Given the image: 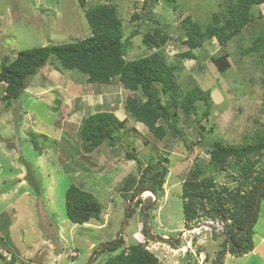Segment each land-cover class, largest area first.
<instances>
[{"label":"rangeland","instance_id":"1","mask_svg":"<svg viewBox=\"0 0 264 264\" xmlns=\"http://www.w3.org/2000/svg\"><path fill=\"white\" fill-rule=\"evenodd\" d=\"M228 1L86 0L83 7L79 0H0V70L22 50L89 37L85 10L108 4L117 8L124 39L138 32L126 60L161 49L168 63L181 66L182 90L194 86L211 90L214 104L209 118L200 122L179 111V138L169 129L166 138L158 140L126 113L128 100H146L142 91L125 90L119 81L92 85L76 71L57 68L53 60L9 107L2 100L5 84L0 83V264H104L137 243H144L165 264H214L225 243L224 225L207 217L187 224L183 183L200 166L201 178H212L218 189L234 191L242 180L240 169L215 171L210 162L212 143L253 147L259 142L257 134L264 132V59L260 52L242 54L264 31V6L253 7V21L225 47L213 38L195 50L196 60L180 61L178 55L189 49L183 20L190 17L205 30L215 15L228 18ZM157 30L167 43L149 51L144 38H154ZM225 53L231 67L222 74L211 58ZM200 104L202 111L205 106ZM99 111L113 112L125 127L117 146L104 144L86 153L81 123ZM162 158L168 159V175L161 193L141 192L132 201L141 168ZM261 160L260 169L264 154ZM71 185L94 194L103 207L100 220L83 225L69 220L66 192ZM145 226L153 237L144 234ZM121 230L123 247L113 254L98 253ZM253 242L251 253L227 254L224 264H264V203Z\"/></svg>","mask_w":264,"mask_h":264},{"label":"trees","instance_id":"2","mask_svg":"<svg viewBox=\"0 0 264 264\" xmlns=\"http://www.w3.org/2000/svg\"><path fill=\"white\" fill-rule=\"evenodd\" d=\"M79 1L83 7L86 6V0ZM261 5L264 6V0H229L228 18L223 20L221 16L215 15L213 22L205 30L187 17L182 25L187 38L184 43L189 49L178 55L179 60H196L195 50L201 49L206 41L213 38L220 46L225 47L253 21V7ZM85 17L92 31L89 37L63 45L22 50L16 59L2 66L0 83L5 84L2 100L7 107L23 94L28 82L54 60L57 68L76 71L86 77L89 84L112 85L119 81L125 90L142 91L146 100L142 103L136 99L128 100L126 113L135 122L143 124L158 140L165 139L169 129L174 138H179V111L188 119L194 117L197 122L209 118L214 105L211 90L194 86L187 92L183 91L178 82L181 66L168 63L163 50L153 51L139 59L126 60L131 39L136 37L138 32L135 31L129 38L124 39L123 22L118 16L116 6L100 4L88 8L85 10ZM134 18L140 17L136 14ZM167 40L161 30H157L154 38H144V44L150 51L166 45ZM253 52H260L264 59V31L254 39L251 47L242 51V54L249 55ZM229 56L225 53L211 58L222 74L231 67ZM201 102L205 106L202 111ZM160 121H164L167 126L160 124ZM124 127L125 121L120 120L113 112L99 111L89 114L83 118L79 132L84 151L92 153L104 144L117 146L119 132ZM257 139V145L247 148L227 146L220 141L212 143L210 162L215 171L223 172L235 167L240 169L242 180L234 191H229L226 187L218 189L212 178H201L204 171L200 166L191 170L183 183V213L187 224L207 217L224 225L225 243L218 251L214 264H224L227 254L241 257L254 250V228L258 222L261 204L264 203V190L259 210L251 225L248 223L264 182V166L259 168L264 154V132H259ZM129 157L134 159L133 155ZM167 162V158H162L141 168V176L131 195L132 201L143 191L157 195L161 193L168 175ZM66 211L71 222L83 225L91 220H100L103 207L93 193L78 185H71L66 192ZM132 214L127 216L131 217ZM144 234L150 238L147 226L144 228ZM123 245L124 239L121 235L117 243L106 246L101 253L113 254ZM104 264L165 263L148 250L144 243H137L111 255Z\"/></svg>","mask_w":264,"mask_h":264},{"label":"water","instance_id":"3","mask_svg":"<svg viewBox=\"0 0 264 264\" xmlns=\"http://www.w3.org/2000/svg\"><path fill=\"white\" fill-rule=\"evenodd\" d=\"M263 190H264V182H263V184H262V186H261V188H260V191H259V194H258V198H257V202H256V206H255V209H254V211H253V214H252V216H251V218H250V220H249L248 225H251V223H252V221H253V219H254L256 213H257L258 210H259ZM143 192H149V193H151V194L157 196V194H155V193H153V192H150V191H143ZM130 212H131V211H129L128 214H130ZM219 217H221V215H219ZM146 222L148 223V220H147V213H146ZM204 225H208V224H204ZM201 226H203V225H199L198 227L201 228ZM148 229H149V232H150V227H149ZM122 233H123V230L120 231V233L118 234L117 238H116L113 242L107 243V244H105L104 246H102V248H100V250L98 251V253H100V252H101L106 246H109V245H111V244H115V243H117L118 240H119V238H120V236L122 235ZM149 235H150V234H149ZM150 237H153V236L151 235ZM156 237L159 238V239H166V238L163 237V236H156ZM168 239H169V238H168Z\"/></svg>","mask_w":264,"mask_h":264},{"label":"bare ground","instance_id":"4","mask_svg":"<svg viewBox=\"0 0 264 264\" xmlns=\"http://www.w3.org/2000/svg\"><path fill=\"white\" fill-rule=\"evenodd\" d=\"M148 194H150V193H148ZM195 231H196V230H195ZM195 231H194V232H195ZM163 237H165V236H163Z\"/></svg>","mask_w":264,"mask_h":264}]
</instances>
